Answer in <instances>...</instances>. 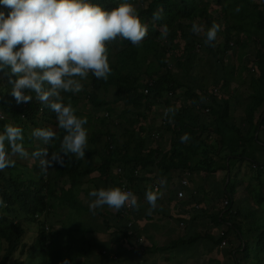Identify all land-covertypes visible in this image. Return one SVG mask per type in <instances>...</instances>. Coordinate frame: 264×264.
<instances>
[{
  "label": "trees",
  "instance_id": "1",
  "mask_svg": "<svg viewBox=\"0 0 264 264\" xmlns=\"http://www.w3.org/2000/svg\"><path fill=\"white\" fill-rule=\"evenodd\" d=\"M91 2L111 10L122 0ZM129 2L148 25L142 45L123 40L124 46L117 51L116 41L109 44V78L98 80L90 75L82 92L65 94L71 96L76 114L88 120L85 158L71 157L69 162L65 156V166L55 165L51 180L40 174L38 161L30 157H13L14 166L0 171V264H62L64 260L109 264L112 258L118 262L127 254L122 251L126 242L131 247L142 242L134 223L138 211L130 206L119 211L104 206L87 217L94 199L89 193L100 187L127 186L139 204L147 203L145 193L153 190L152 166L166 186L176 175L179 183L186 173L214 176L225 172L224 190L202 188L203 194H217L222 200L217 212L206 211L205 217L224 227L220 244L233 238L239 242L231 250L235 264H264V4L255 0ZM10 11L0 3V12L7 15ZM157 11L161 19L153 20ZM193 22L201 25V33L190 31ZM213 22L221 28L214 46H209L204 40ZM251 46L255 51L248 69L243 60ZM235 58L239 67L232 63ZM247 69L249 93L242 104L244 116L238 114L243 121H237L236 103L222 93L236 80L235 75ZM9 71H0V132L8 123L21 127L24 148L31 156L45 147L31 136L34 128L51 127L61 137L63 132L56 114L35 93L31 102L16 103L10 94ZM83 100L93 113L85 115L80 110ZM168 107L176 109L174 117L164 116ZM184 133L191 137L187 143L180 142ZM52 145L47 146L49 152L57 151L60 140ZM242 167L249 176L247 182L239 176ZM168 188L171 185L165 193ZM200 202L203 208L214 207L204 198ZM57 207L69 213L52 222ZM43 214L48 216V225L38 218ZM56 223L59 229L54 231ZM33 224L40 229L35 242L28 245L24 236ZM24 251L26 259H16Z\"/></svg>",
  "mask_w": 264,
  "mask_h": 264
},
{
  "label": "clouds",
  "instance_id": "2",
  "mask_svg": "<svg viewBox=\"0 0 264 264\" xmlns=\"http://www.w3.org/2000/svg\"><path fill=\"white\" fill-rule=\"evenodd\" d=\"M0 3L11 10L7 15L0 12V71L10 70V94L21 104L31 102L35 93V98L56 114L58 129L63 132L61 137L51 127L34 128L31 136L45 147L37 148L30 156L23 145V129L5 124L0 132V171L14 166L13 157H30L38 161L40 174L46 177L50 168L55 170V165L65 166V156L69 162L71 157L79 161L85 158L88 149L87 117L76 114L71 96L65 94L82 92L90 75L106 81L112 74L108 45L121 39L140 47L148 25L129 0H122L111 10L91 0H0ZM239 10L238 7L236 11ZM159 19L160 12H154L153 20ZM219 30L220 25L213 22L204 43L214 46ZM190 31L199 34L203 29L193 22ZM175 112L174 107H168L164 116L174 117ZM190 139V134L184 133L180 142L187 143ZM54 140H60L59 149L49 152L47 146ZM153 171L150 178L154 191L145 193L149 213L156 207L162 184L155 174L158 169ZM89 195L94 198L89 204L93 214L104 206L117 211L126 206L138 211L140 207L137 196L127 186L100 187ZM62 264L69 262L64 260Z\"/></svg>",
  "mask_w": 264,
  "mask_h": 264
},
{
  "label": "crops",
  "instance_id": "3",
  "mask_svg": "<svg viewBox=\"0 0 264 264\" xmlns=\"http://www.w3.org/2000/svg\"><path fill=\"white\" fill-rule=\"evenodd\" d=\"M172 183L150 213V206L141 201L134 223L142 242H135L132 247L126 242L122 251L127 254L123 253L120 262L112 258L114 261L109 264H235L232 244L223 247L219 243L220 227L205 217L206 211L213 215L218 208L210 205L211 210H204L208 205L203 208L200 198L194 196L203 194L200 183L198 186L190 183L183 199L177 197L178 188ZM168 186L163 182L158 195ZM177 242L178 247L172 246Z\"/></svg>",
  "mask_w": 264,
  "mask_h": 264
},
{
  "label": "rangeland",
  "instance_id": "4",
  "mask_svg": "<svg viewBox=\"0 0 264 264\" xmlns=\"http://www.w3.org/2000/svg\"><path fill=\"white\" fill-rule=\"evenodd\" d=\"M255 1L257 3H260V4L263 3L264 4V0H255ZM1 6L4 8V5L2 3H1ZM215 17L218 18V15H216ZM220 28H221V25H220ZM123 44H124L123 40H121V39H117L116 40V49H117V51L120 50L124 46ZM181 46H183V44ZM254 51H255L254 47L251 46L248 49L247 55H246V57L243 60V65L245 67H247L248 69H250L252 67V60H253V57H254ZM202 53L204 54L205 51H202ZM232 63L233 64L235 63V66H238V65L240 66V63L237 62L236 58L232 59ZM241 66H242V64H241ZM248 69L243 74H237V76L235 75L236 80L231 83V86H230L229 89L223 91V93H222V94H225V96H227L228 98H231L233 103H236L237 107H236L235 116L237 117V119H236L237 121H243L241 118H238V114H243V116H244V111H243L244 107H243L242 104L246 100L247 93H249V90L247 89V84L245 83V81H246L245 77L248 74ZM237 70L239 72L241 71L239 69H237ZM220 96H221V94H220ZM78 107L80 108V110L85 115H87L89 113H93L91 105L88 106L86 100H83L82 103L80 102L78 104ZM162 143H166L165 145L168 146L167 141H163ZM244 165L246 166V164H244ZM151 168L156 171V168L154 166H152ZM53 172L54 171L50 169L49 173H48V177H50V178L54 177L53 176L54 175ZM238 173L240 174L239 176L242 177L241 180H243L244 182H247L249 180V176L247 175L245 167H242L241 171H239ZM155 174L159 175V173H155ZM195 175H199L200 178L199 177H194ZM224 175H225V172L217 173L214 176L213 175L207 176L203 172H198V173H191V176L182 177L180 179V182H179L180 184H178V175H176V177L174 179H172L171 181L173 182L172 186L176 185L177 188H178V191H181V190H179V188H181V181L186 179L188 184H190V183L192 184L193 183V186H198L199 183H200L201 188H208V190H210V191L219 192V191H222V190L225 189V184L223 182ZM161 183H163V180H162ZM241 188H244V187H241ZM198 191H199V189H198ZM240 192H241V190H239V194H240ZM163 194L166 196L165 191H162V193H160L158 195V197H159L158 199H160L163 196ZM194 196L200 198L199 200H203V198H204V199H206V202H210V201L213 202L214 206L216 208H219L220 207L219 203L222 202V200L220 201V199H217L218 198L217 194L216 195H214V194L213 195H207V194L199 193V195H198V193H196V194H194ZM226 202L227 201L225 200L223 203L226 204ZM209 205L206 207V209L204 208V210H211ZM195 206H196V203H195ZM246 206H247V204H246ZM55 211H56L55 215L51 218L52 222H56L57 219H64L65 218V214L67 215L69 213V211H66L65 209L62 210L59 207H57ZM216 212H217V210H216ZM90 214H93V213L92 212H88L87 217ZM38 218H40V220H42L41 223H44L45 225L46 224L48 225V216L47 215L45 216V214H43V215H40ZM52 225H53L54 231L59 229V224L58 223H56L55 225L54 224H52ZM223 228L224 227L219 229L220 234L223 231H225ZM38 229H40V228L38 227L37 224L28 225V230L26 231L25 236H24V241L28 242V245H31L32 243L35 242L34 239L37 236ZM230 243L232 244V247H233L234 250L236 249V247L239 246V242L236 241L234 238H233V240ZM227 245H228V242H227ZM140 250H143V249L141 248ZM26 251H24V253L21 254L22 256H16V259H20V260L26 259V257L28 256ZM36 256H33V257H36Z\"/></svg>",
  "mask_w": 264,
  "mask_h": 264
},
{
  "label": "built area",
  "instance_id": "5",
  "mask_svg": "<svg viewBox=\"0 0 264 264\" xmlns=\"http://www.w3.org/2000/svg\"><path fill=\"white\" fill-rule=\"evenodd\" d=\"M185 176H190V173H186ZM188 185L189 184H188V182H187L186 179H184L183 181H181V188H180L181 191H178V194H177V197L179 199H183L185 197V191H186V188L188 187ZM226 204H227V202H226ZM131 234H132V232H131ZM221 244H222L223 247L224 246H227V241L225 240Z\"/></svg>",
  "mask_w": 264,
  "mask_h": 264
}]
</instances>
